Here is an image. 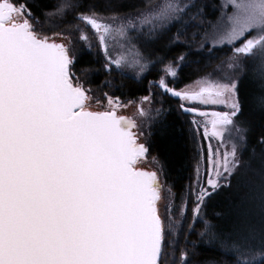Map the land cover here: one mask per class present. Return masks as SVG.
<instances>
[{
  "label": "snow or ice",
  "instance_id": "snow-or-ice-1",
  "mask_svg": "<svg viewBox=\"0 0 264 264\" xmlns=\"http://www.w3.org/2000/svg\"><path fill=\"white\" fill-rule=\"evenodd\" d=\"M189 7L163 0L137 17L139 27L147 25L154 32ZM229 7L214 43L232 47L229 69L245 60L255 65L261 83L252 102L264 111V0H225L224 8ZM70 11L76 12L70 28L80 32L82 41H88V34L80 24L98 36L106 70L125 64L137 67L139 74L148 69L134 44L116 58L107 50L108 37L128 38V28L137 26L133 20L117 24L116 17L106 19L94 7L81 10L79 0H61L47 15L63 18ZM71 35L70 31L68 44L56 43L34 23L27 0H0V264H191L188 236L193 225L183 232L185 197L177 209L172 189L165 194L162 169L137 167L149 149L131 131L136 123L117 114L120 105L112 97L110 110L90 109V90L73 71ZM164 72L158 82H150V89L188 98L169 87L167 77L177 76V66L169 62ZM205 91L213 102H226L229 93L236 95L237 82H217L201 94ZM231 108L215 113L212 135L223 140V131L234 130L243 142L244 129L233 119L242 105L234 100ZM140 111L144 114L142 106ZM260 142L264 144V137ZM237 151L235 142L223 154L209 149L215 175L209 176L207 187L198 178V190L192 191L194 222L201 219L202 206L218 193L222 181L230 187L239 176L243 165ZM237 182L242 185V206L258 200L264 208V175ZM199 235L220 239L234 264H264V230L224 238L204 221Z\"/></svg>",
  "mask_w": 264,
  "mask_h": 264
},
{
  "label": "trees",
  "instance_id": "trees-1",
  "mask_svg": "<svg viewBox=\"0 0 264 264\" xmlns=\"http://www.w3.org/2000/svg\"><path fill=\"white\" fill-rule=\"evenodd\" d=\"M160 0H79L81 10L94 7V10L102 16H127L149 9ZM61 0H27V4L34 14V23L43 26L44 34L50 40L63 32L65 35L71 31L72 47L75 49L73 71L79 77L84 87L90 90V95L97 99L101 106L105 107L107 99L112 97L120 106L131 103L136 96H150L151 103L149 116L144 120L145 133L150 137L149 147L151 154L157 156L162 163L165 174L170 180V188L176 192L175 200L177 209L181 203V197H185L187 203V220L183 225V232H188V225L192 224L191 235L188 236V252L191 264H234L231 254L221 245L220 239L209 241L207 237H201L199 233L204 229V221H208L214 230L222 237L227 238L234 234L236 218V196L230 189L226 190L223 184L218 193L206 201L202 207V217L194 222L192 208L194 206V194H192L193 166L197 159L191 135V123L184 116L177 105V101L169 96L162 95L149 84L154 78L162 75V70L152 67L141 79H133L125 76L117 68L105 69L107 60L104 57L99 44L92 39L88 44L80 39V32L74 31L70 25L74 23L76 12L70 11L63 18L48 16ZM189 12V13H187ZM212 11L205 6L194 11L189 9L183 17L186 25L180 27V22L172 26L169 31L168 42L173 46L172 51H153L152 56L162 63L174 62L179 64L178 88L194 82L203 77H216L217 68L230 56V47L219 50L193 51L200 46V31L205 19L214 18ZM181 21V23H182ZM83 29V24H80ZM207 27V26H206ZM88 34L91 32H87ZM140 34V33H139ZM179 34V35H178ZM139 36V35H138ZM136 33H132V42L140 48ZM91 40V39H90ZM184 57L181 60V57ZM238 81L234 75L225 79L226 82ZM243 80V79H242ZM241 80V81H242ZM237 89L236 98L242 105V112L238 113L236 120L240 128L244 129L245 141L241 142L238 152L241 163L249 161L264 163V111L255 107L253 96L259 91L260 86L243 80ZM154 93V95H150ZM159 110V111H157ZM255 154V155H254ZM189 190V192H188ZM227 192H226V191ZM187 192V194H186ZM180 246L184 245V235L179 236ZM179 252L177 251V256Z\"/></svg>",
  "mask_w": 264,
  "mask_h": 264
},
{
  "label": "rangeland",
  "instance_id": "rangeland-1",
  "mask_svg": "<svg viewBox=\"0 0 264 264\" xmlns=\"http://www.w3.org/2000/svg\"><path fill=\"white\" fill-rule=\"evenodd\" d=\"M163 0L158 1L156 4H154L151 7L157 6L161 4ZM178 2L183 6L185 4L191 5L188 9L190 11H194L196 9H200L207 6L210 11H212V14H214V18L212 19H205V23L201 26L200 31V46L196 49L194 48L193 51H201L206 50V46L209 49L212 50H219L223 49L225 47H230V56L233 55V49L230 45L227 43L221 44V43H214V39L216 38L217 33L223 31L224 28V21L226 20V16H224V12H231V8L228 9L224 8L225 0H178ZM150 7V8H151ZM149 9L143 10L142 12L127 15V16H118L116 17V23L119 24L121 22H125L126 20H133L136 23V28L133 29L131 27L128 28V38H121L120 36H110L109 39H107V50L109 55L112 58H116L118 55L122 53H127L129 49L131 48V45L135 43L132 42V33H136L139 39L140 48H137L135 45L136 50L140 52V54L143 56L144 60L148 63V69L143 73L139 74V69L135 66H129L125 64L118 70L122 72L125 76H128L133 79H141L144 77L148 71L152 67L159 68L162 70L163 75L164 72V66L167 65L169 62L161 63V61L158 58H154L152 56L153 51H164L165 53H169L172 51L173 44L171 45L168 42L169 39V31L178 22H180V27H183L186 25V23H183V17L184 13H182L178 19L172 20L168 23H165L163 25H158L156 27V30L150 31L149 26L145 25L143 30L139 27V21L137 20V17L143 13L146 12ZM189 13V12H187ZM106 19H110L113 16H103ZM182 21V23H181ZM207 26V27H206ZM140 33V34H139ZM91 39V40H90ZM92 39H95V37H92V34H88V41L85 43H89L92 41ZM53 41L56 42H63L68 44L69 40L67 38V35L64 36H56ZM97 41V40H96ZM70 51L73 58L75 57V49L72 47L73 45L70 44ZM228 57V58H229ZM228 58L220 63V66L217 68L216 71V77H203L195 80L194 82L184 86L181 88V91H184L186 93H197L201 91L202 89H208L211 90L213 88V85L217 82H226L225 79L230 78V76L234 75L235 79H240V83L237 82V89L239 88V85L244 82L243 80L247 79L250 81V83H255L256 85L260 86V77L258 75V72L256 70L255 65L252 63L251 60H245L239 67L235 69H229L227 67V61ZM174 66H177V78H178V70H179V64H176L172 62ZM243 79V80H242ZM242 80V81H241ZM233 82V81H230ZM82 83V82H81ZM83 84V83H82ZM114 100V99H113ZM225 98H221L220 102H213L212 98L209 94L203 95L202 98L199 97L198 99L194 100L193 103L191 102L190 105L197 106L200 109H209V110H218L221 113L222 112H230L232 111L231 104L234 100H237L236 95L233 96L231 93H229L226 97V102H224ZM97 99L93 97V99L90 101V109L93 111H103V110H110L111 106L109 105V98L107 99L106 106L102 107L100 102ZM118 105V101L114 100ZM185 105L187 103H184ZM139 105L143 107L144 114L138 113L136 111V102L133 104L127 103L123 106H118L116 108L117 114L125 116L127 118L128 114L127 112L134 113L137 120L136 125L137 127H134L133 130L139 133V138L142 141H146L145 139V122L144 120L149 116V109H151L152 104L148 102L140 103ZM215 118L213 115H208L205 118L201 117H195L191 120V135L193 138V146L196 153V161L194 163L193 167L195 168L196 172V183L193 184L192 182V191L198 190L197 189V180L199 178L200 182L207 187V181L209 179V176H214L215 173L212 171V165L213 162L209 160V149L218 150L221 154L225 152V149L231 150L232 143H237L238 150L241 145V141L238 139V134L233 130L232 132L223 131V140H221L220 136H213L212 135V125L211 121ZM236 121V127L240 128V125L238 124L236 117H234ZM231 127V126H229ZM132 130V132H133ZM240 153L237 151V156L240 158ZM255 155V154H254ZM150 158V157H148ZM249 161H244L241 164L243 167L241 168V171L239 173V176L237 178H233L232 184L229 187L226 183L222 181V185L226 184L224 187L226 190H229L235 194L236 196V218H235V224H234V234L236 237H238L241 234H250L253 230L257 235L261 232V230H264V208H261L259 201L255 202H248L245 203L243 206L241 205V195H242V185L238 183V179L243 181H248L250 178L255 177L259 178L261 175H264V163H256V161L248 158ZM204 179L201 181V179ZM225 190V191H226ZM189 192V190H188ZM227 192V191H226ZM187 194V192H186ZM195 202V199H194ZM187 205V203H186ZM202 217V215H201Z\"/></svg>",
  "mask_w": 264,
  "mask_h": 264
},
{
  "label": "flooded vegetation",
  "instance_id": "flooded-vegetation-1",
  "mask_svg": "<svg viewBox=\"0 0 264 264\" xmlns=\"http://www.w3.org/2000/svg\"><path fill=\"white\" fill-rule=\"evenodd\" d=\"M83 29L86 31V32H91L92 34V37H95L96 40H97V43L99 44V47L100 49L102 50L103 54H104V57L105 59L107 60V57L105 56V51L104 49L101 47L100 45V41H99V38L98 36L96 35V33L90 28V27H85V25L83 24ZM88 34V33H87ZM90 35V33H89ZM110 37H108L109 39ZM113 67L116 68L115 65H112ZM165 75V74H164ZM163 74L162 75H159L157 77L154 78L153 81L155 82H158L160 80L161 77L164 76ZM168 79V82H169V87H172L175 91H178V92H181V93H186L184 91H181V88H178V79L177 77L173 78L171 77L170 75L167 77ZM157 91L159 93L162 94V90L158 87H156ZM193 94H196L195 98H173L174 100L177 101V105L179 107V109L183 112L182 114L184 116H186L189 120L195 118V117H201V118H205L207 117L208 115H213L215 116V113H221L220 111L218 110H209V109H200L198 108L197 106H193V105H190L191 102L193 103L194 100L198 99L199 97H201V95H207L209 94L208 91H205L201 94V91L197 92V93H193ZM162 95H165V96H168V94H162ZM143 96H136V98L134 100H132L131 103L129 104H133L134 102H136V111H137V115L138 113H141L140 109H141V106L139 105V102L140 103H144L145 101L142 99ZM184 103H187L186 105ZM183 105V107H182ZM186 109H196V111H186ZM128 116L127 118L131 121H134L135 123L137 122L138 119H136L135 117V114L133 113H130V112H127ZM142 114V113H141ZM191 123V122H190ZM134 133L137 134V139H138V142L140 143H144L146 145V147H148L149 151L147 153V155L143 158H141V160L139 161V163L137 164V167H140V168H143L145 171H153V170H159V169H162L163 171V175L161 176V182L164 184L165 186V194H167V189L170 188V185H171V182L170 180H168V178L166 177V174H165V169L162 165V163L160 162V160L157 158V156L151 154V150H150V147H149V143H150V137L148 135H145V139L146 141H142L139 137V133H137L136 131L133 130ZM150 157V158H148ZM195 168L196 167H193V184L196 183V172H195ZM204 179L202 178L201 181H203ZM202 183V182H201ZM173 192V191H172ZM175 194V200L178 198V195L176 192H173ZM194 199H196L195 195H194ZM203 207V206H202ZM161 214L162 215H166V212H165V209L163 207V205H161ZM203 214V211H201V215Z\"/></svg>",
  "mask_w": 264,
  "mask_h": 264
},
{
  "label": "water",
  "instance_id": "water-1",
  "mask_svg": "<svg viewBox=\"0 0 264 264\" xmlns=\"http://www.w3.org/2000/svg\"><path fill=\"white\" fill-rule=\"evenodd\" d=\"M53 41V40H52ZM56 42V41H55ZM56 43H60V42H56ZM184 94L185 97H188V98H191V97H195L196 94H193V93H182ZM169 97L171 98H182V97H177V96H173L172 94H168ZM133 130V128L131 129V131Z\"/></svg>",
  "mask_w": 264,
  "mask_h": 264
}]
</instances>
